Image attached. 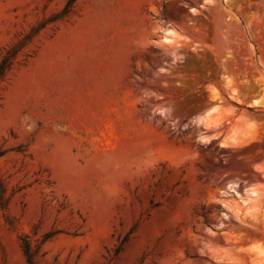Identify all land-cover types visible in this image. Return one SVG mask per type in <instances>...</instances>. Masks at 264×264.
Masks as SVG:
<instances>
[{"label": "rangeland", "instance_id": "obj_1", "mask_svg": "<svg viewBox=\"0 0 264 264\" xmlns=\"http://www.w3.org/2000/svg\"><path fill=\"white\" fill-rule=\"evenodd\" d=\"M0 0V264H264V0Z\"/></svg>", "mask_w": 264, "mask_h": 264}, {"label": "trees", "instance_id": "obj_2", "mask_svg": "<svg viewBox=\"0 0 264 264\" xmlns=\"http://www.w3.org/2000/svg\"><path fill=\"white\" fill-rule=\"evenodd\" d=\"M75 4V0H70L64 9L63 14H69ZM35 37L34 31L26 34L21 40L13 43L4 50L0 60V89L8 81L9 75L20 64L27 62L31 57L29 46ZM24 251L29 264H34V258L31 254L30 246L25 244Z\"/></svg>", "mask_w": 264, "mask_h": 264}]
</instances>
